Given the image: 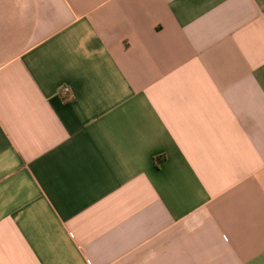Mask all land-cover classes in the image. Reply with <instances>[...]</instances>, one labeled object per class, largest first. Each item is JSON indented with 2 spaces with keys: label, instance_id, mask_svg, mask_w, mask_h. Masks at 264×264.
<instances>
[{
  "label": "crops",
  "instance_id": "0c3cea01",
  "mask_svg": "<svg viewBox=\"0 0 264 264\" xmlns=\"http://www.w3.org/2000/svg\"><path fill=\"white\" fill-rule=\"evenodd\" d=\"M0 264H264V0H0Z\"/></svg>",
  "mask_w": 264,
  "mask_h": 264
},
{
  "label": "built area",
  "instance_id": "2783aa9c",
  "mask_svg": "<svg viewBox=\"0 0 264 264\" xmlns=\"http://www.w3.org/2000/svg\"><path fill=\"white\" fill-rule=\"evenodd\" d=\"M62 91H63V93H67V92H68V88L64 87V88L62 89Z\"/></svg>",
  "mask_w": 264,
  "mask_h": 264
}]
</instances>
